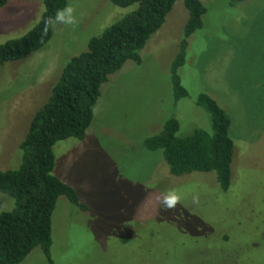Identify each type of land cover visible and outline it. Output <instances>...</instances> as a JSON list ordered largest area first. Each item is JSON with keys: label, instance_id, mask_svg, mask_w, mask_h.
<instances>
[{"label": "rangeland", "instance_id": "rangeland-1", "mask_svg": "<svg viewBox=\"0 0 264 264\" xmlns=\"http://www.w3.org/2000/svg\"><path fill=\"white\" fill-rule=\"evenodd\" d=\"M199 1L202 26L188 37L177 70L187 95L173 104L168 77L187 16L176 0L139 51L140 62L125 61L101 84L84 138L52 145L51 174L87 210L58 196L51 262L36 246L17 264H264V0ZM66 6L74 24L54 23L42 47L0 64V170L17 167L18 143L64 62L131 8L109 0ZM41 11V0H8L0 7V43L23 34ZM198 93L230 117L227 190L212 172L170 175L160 151L141 145L169 116L178 119L177 135L207 129L208 117L194 103ZM170 194L180 198L173 209L163 204ZM0 200V211L12 207L1 193Z\"/></svg>", "mask_w": 264, "mask_h": 264}, {"label": "trees", "instance_id": "trees-1", "mask_svg": "<svg viewBox=\"0 0 264 264\" xmlns=\"http://www.w3.org/2000/svg\"><path fill=\"white\" fill-rule=\"evenodd\" d=\"M7 1L0 0V7ZM175 1L109 0L117 7L131 8L99 34L89 37L85 50L64 62L47 99L32 114L18 143L17 167L0 170V193L12 200L9 210L0 211V264L20 263L36 246L45 260L51 262L50 215L58 196H64L79 210H87L72 187L51 174L52 145L66 138H84L101 84L125 61L140 62L139 51L162 25ZM239 1L228 0V3ZM41 2L38 20L23 34L0 43V64L26 57L50 39L53 24L47 22L58 9L66 6V0ZM181 2L187 16L168 70L173 104L187 95L177 70L186 59L187 39L201 28L206 12L199 0ZM194 101L208 117L207 129L194 128L188 134L177 135L178 119L169 116L159 130L142 138L141 145L147 151H160L170 175L212 172L219 189L227 190L233 152V141L228 133L230 117L205 93H198ZM0 203V208H4L1 200Z\"/></svg>", "mask_w": 264, "mask_h": 264}, {"label": "clouds", "instance_id": "clouds-1", "mask_svg": "<svg viewBox=\"0 0 264 264\" xmlns=\"http://www.w3.org/2000/svg\"><path fill=\"white\" fill-rule=\"evenodd\" d=\"M73 9L71 6H65L63 9H58L54 17H50L47 24H54L56 22L72 25L75 23V19L72 15ZM46 24V26H47ZM179 196L175 194H170L165 196L163 204L167 209L175 208L176 204L179 202Z\"/></svg>", "mask_w": 264, "mask_h": 264}]
</instances>
